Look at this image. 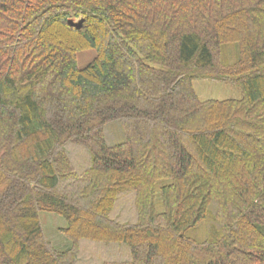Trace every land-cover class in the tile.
Wrapping results in <instances>:
<instances>
[{
  "label": "trees",
  "instance_id": "obj_1",
  "mask_svg": "<svg viewBox=\"0 0 264 264\" xmlns=\"http://www.w3.org/2000/svg\"><path fill=\"white\" fill-rule=\"evenodd\" d=\"M82 240L97 264H264V0H0V264H82Z\"/></svg>",
  "mask_w": 264,
  "mask_h": 264
},
{
  "label": "rangeland",
  "instance_id": "obj_2",
  "mask_svg": "<svg viewBox=\"0 0 264 264\" xmlns=\"http://www.w3.org/2000/svg\"><path fill=\"white\" fill-rule=\"evenodd\" d=\"M81 20H82L81 17L79 16L76 17L74 15H72L69 18V21L74 25L81 24ZM58 30L59 29L56 30V28H52L51 33H55L56 37L60 38L64 44H67L68 46H71V45L73 46V44L85 45L84 42L81 40L79 41L76 39L77 40L76 41L72 39L73 37L66 36L62 34L61 32L58 33ZM227 52L230 53V59L236 58L237 52L234 47H229L227 49ZM95 55H96V50L94 48L83 47V48L78 49L76 52L78 68H83L84 66H86L93 59ZM198 84H196L197 91L205 97H209V98L216 97L226 91H228L226 93L227 97H240L241 96V92L237 87H232L231 89L229 85L218 86L216 83L209 82V81L204 82V84L200 83L202 85H198ZM109 134H111V132H109ZM73 156L75 157L76 161L80 164H85L88 161V155L86 151L84 150L76 149L73 152ZM131 204H132L131 198L128 197V195L123 196L120 199L119 206L117 207L119 208L116 210L117 214H114V216L119 217L122 211L124 213L130 212ZM39 216H40V223H41V226H42V229H43V232L46 238H48L53 243V245H55L59 249H64L65 247H67L68 246L67 243L69 244V240L58 230L59 228L66 225L65 219L55 213L46 212V211H41L39 213ZM209 231L210 230L208 229L207 224L205 222H201L196 227L189 229L186 232V235L196 240H204V239L209 238L210 236ZM62 240H63L62 242L63 244L60 243ZM90 242H92L91 244L93 243L98 244L96 242L89 241V240L81 241V244H83L82 251H85V252L89 251V253H91L90 255L85 254V257L82 256V261H83L82 264H92L93 263L92 260L88 259V257L93 258L95 257L96 254L97 256H99V253H102L101 251L104 250V248L106 249L107 247L108 249V247H110V246H105L103 248V246H99L100 248L94 251V249L91 248L92 247L91 244H89ZM59 244H62L64 246L62 247ZM115 244L116 243H111L110 245H115ZM81 254H84V253H81ZM99 259H102V257H99ZM97 263H93V264H97Z\"/></svg>",
  "mask_w": 264,
  "mask_h": 264
},
{
  "label": "crops",
  "instance_id": "obj_3",
  "mask_svg": "<svg viewBox=\"0 0 264 264\" xmlns=\"http://www.w3.org/2000/svg\"><path fill=\"white\" fill-rule=\"evenodd\" d=\"M202 84H204V82H202ZM202 84H198V85H202ZM218 86H225L226 84H220V83H216ZM224 89V88H223ZM222 89V90H223ZM228 91H226V92H224V93H222V94H220L219 96H216V97H213V98H225V97H227V95H226V93H227ZM199 93V92H198ZM199 95L201 96V97H203V98H209V97H205V96H203L202 94H200L199 93Z\"/></svg>",
  "mask_w": 264,
  "mask_h": 264
}]
</instances>
